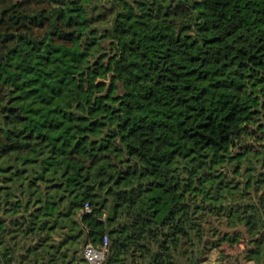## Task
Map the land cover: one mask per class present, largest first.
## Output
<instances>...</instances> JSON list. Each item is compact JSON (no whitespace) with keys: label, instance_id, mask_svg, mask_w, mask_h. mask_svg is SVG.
<instances>
[{"label":"trees","instance_id":"obj_1","mask_svg":"<svg viewBox=\"0 0 264 264\" xmlns=\"http://www.w3.org/2000/svg\"><path fill=\"white\" fill-rule=\"evenodd\" d=\"M104 235L103 264H264V0H0V264Z\"/></svg>","mask_w":264,"mask_h":264},{"label":"built area","instance_id":"obj_2","mask_svg":"<svg viewBox=\"0 0 264 264\" xmlns=\"http://www.w3.org/2000/svg\"><path fill=\"white\" fill-rule=\"evenodd\" d=\"M86 211H90L88 205L86 206ZM109 244L108 235H104L103 239L98 243H88L84 249V256L88 264H103L107 257Z\"/></svg>","mask_w":264,"mask_h":264},{"label":"rangeland","instance_id":"obj_3","mask_svg":"<svg viewBox=\"0 0 264 264\" xmlns=\"http://www.w3.org/2000/svg\"><path fill=\"white\" fill-rule=\"evenodd\" d=\"M245 244L244 243H236L234 245H231L229 242H226L222 245V247L216 251H212L209 254V261H207L204 264H223L227 263L226 260H223L222 262L219 261L220 253H225L229 256H231V259L234 257H237L241 255L244 251ZM242 264H249L242 262Z\"/></svg>","mask_w":264,"mask_h":264}]
</instances>
